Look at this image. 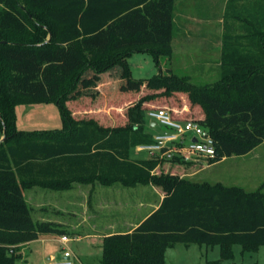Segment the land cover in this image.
Listing matches in <instances>:
<instances>
[{"label": "trees", "instance_id": "obj_1", "mask_svg": "<svg viewBox=\"0 0 264 264\" xmlns=\"http://www.w3.org/2000/svg\"><path fill=\"white\" fill-rule=\"evenodd\" d=\"M175 2L0 0V264L22 259L11 245L67 232L34 219L26 189H67L74 181L96 179L148 182L165 195L137 227L103 238L101 264H166V250L176 243L219 245L221 258L207 264H235V245L242 254L264 245L263 190L156 172L166 158L130 156L132 148L155 141L147 111L168 109L150 101L176 93L188 94L189 111L170 112L209 129L217 147L211 163L248 154L264 142V0H228L226 23L239 20L242 30L226 31L214 84L198 87L170 67L133 78L128 59L134 52H150L158 63L171 56ZM113 90L129 97L143 90L126 124L105 125L89 112L77 117V100ZM30 103H56L63 128L19 130L17 107ZM171 161L194 165L179 157Z\"/></svg>", "mask_w": 264, "mask_h": 264}, {"label": "rangeland", "instance_id": "obj_2", "mask_svg": "<svg viewBox=\"0 0 264 264\" xmlns=\"http://www.w3.org/2000/svg\"><path fill=\"white\" fill-rule=\"evenodd\" d=\"M207 1L217 4L216 9L209 11V15L213 12L209 17L211 20H208L210 22H192L188 25H185L187 20L181 13L183 6L181 2L177 3L176 21L181 31L177 29L175 32L171 56H161L158 63L150 52H134L128 60L135 80L152 77L168 67L172 68L175 74L187 78L190 83L198 87L212 85L219 80L222 34L221 20L215 15L217 13L220 17L221 6H225L226 0H222V3L221 0ZM189 7L193 9L191 5ZM207 23H209L208 27L205 26ZM235 23V30L238 31L241 23L239 21ZM186 30L191 32L185 33ZM119 69L116 67L115 71ZM145 91L147 92L146 89ZM120 92V90L105 92L97 98L83 96L76 102L80 108L77 117L81 118L83 115L89 117L95 113L98 114L96 117L99 121L105 124L112 118L116 124H122L123 121L127 123L125 117L128 109L143 95V90L137 92L134 97ZM150 103L156 107H167L172 112L177 111V115H185L191 104L187 93L160 95ZM17 120L21 131L63 128L62 113L56 103L22 104L18 108ZM164 128L165 126L160 125L153 130L163 132L166 129ZM252 155L258 160H250ZM130 156L133 159L155 157L149 152L138 151L136 147L131 149ZM241 156L244 155L228 157L221 163L207 168L204 167L211 163L209 161L186 166L176 165L166 159L160 163L156 172L164 170L187 173L202 169L197 174L186 177L202 183H214L220 180L227 186L235 183L244 188L246 186L245 189L254 188L264 191V142L257 146L250 156L245 158ZM243 162L250 164L249 174L237 172L241 170ZM161 194L159 188L148 182L126 185L116 181L108 184L99 179L91 182L74 181L67 189H53L42 185L28 188L25 190V196L32 207L34 219L62 222L61 226L65 227L72 239L67 244H63L59 240L60 234L46 233L44 237L40 238L39 235L34 239L30 246L28 242L11 245L15 248L19 247L18 252L22 254V259L18 260L17 264H45L50 260L49 257L58 256L64 248L70 249L78 258L85 261V264H101L103 237L88 235L77 238L73 237L72 233L128 230L132 227L130 223L139 222L159 205ZM234 250L235 264H264V245L255 252L245 254L241 252V245H235ZM220 258L219 245L176 243L166 250V264H207L208 261Z\"/></svg>", "mask_w": 264, "mask_h": 264}, {"label": "built area", "instance_id": "obj_3", "mask_svg": "<svg viewBox=\"0 0 264 264\" xmlns=\"http://www.w3.org/2000/svg\"><path fill=\"white\" fill-rule=\"evenodd\" d=\"M149 123L165 126L163 132L154 135V143L141 145L152 156L172 160L179 157L184 162L200 163L217 156L216 142L209 129L195 120L178 119L166 108H153L147 111ZM71 237L64 234L60 241L67 244ZM45 264H84L70 249L61 255L50 258Z\"/></svg>", "mask_w": 264, "mask_h": 264}, {"label": "crops", "instance_id": "obj_4", "mask_svg": "<svg viewBox=\"0 0 264 264\" xmlns=\"http://www.w3.org/2000/svg\"><path fill=\"white\" fill-rule=\"evenodd\" d=\"M191 1V2H190ZM178 2H181L180 4L183 6V9H182V11H181V13L182 14H184L185 15V17H186V24L185 25H188L189 23H192V22H210V21H208V20H211V18H209V17H211V14L213 13V12H211V14L209 15V11H213L214 9H216L217 8V4L215 5V4H213L212 2H209V1H207V0H176V2H175V22H176V31H177V29H178V31L180 30V26H178V24H177V21H176V13H177V3ZM221 3H222V0H221ZM227 3H228V0H226V3H225V6H221V9H220V17H219V15L216 13V15H215V17L216 18H220V22H221V39H222V42H221V56H222V49H223V44H224V42H223V39H224V35H225V33H226V31L228 32V29H229V31H231L233 34H235V33H240L241 32V25H239L238 26V28H239V30L238 31H236L235 30V22H237V21H239V20H236V19H230L229 20V23H226V17H225V12H226V7H227ZM192 6L193 7V9H190V7L189 6ZM184 11V12H183ZM208 24L209 23H207L205 26H207L208 27ZM230 26H231V28H230ZM186 27V26H185ZM189 30V29H188ZM181 31V30H180ZM188 32H191V31H185V33H188ZM219 65H221V58H220V61H219ZM20 106V105H19ZM19 106L17 107V116H18V108H19ZM120 109V108H119ZM75 113H77V111H75ZM110 114V113H109ZM105 117V116H104ZM126 118V120H128V118L127 117H125ZM117 124H119V123H117ZM122 124H126V121H123V123ZM105 125H116V123H115V121H114V119L112 118V119H108V121H106V124ZM17 126H18V120H17ZM158 126H160V125H152V122H150V124L149 125H147V131L148 132H151L152 134H157V133H160V132H154V130L153 129H155V127H158ZM18 129H19V127H18ZM165 129V128H164ZM35 130H39V129H35ZM31 131H33V130H31ZM164 131V130H163ZM263 144V143H262ZM140 146L141 145H139V146H137L136 147V149L138 150V151H146V150H142V149H140ZM257 148V147H256ZM255 148V149H256ZM255 149H253L251 152H249L248 154H245L244 156H241V158H245V157H247V156H250L251 154H253V152H254V150ZM146 152H149V151H146ZM150 153V152H149ZM253 156V155H252ZM231 157V156H230ZM228 157H224V158H222L220 161H217V162H214V163H210V164H208V166H206V167H204V168H207V167H210V166H213V165H216V164H219V163H221L222 161H224L225 159H227ZM138 160V159H137ZM250 160H258L257 159V157H252V158H250ZM192 164H194V163H192ZM249 165L250 164H247V163H245V162H243V165H242V167H241V170H237V172L238 171H240L241 173H243V174H249V172H250V170L248 171V169H249ZM255 167V166H254ZM239 169V168H238ZM202 170V169H201ZM201 170H195V171H188L187 173H180L181 175H183V176H190V175H195V174H197L199 171H201ZM236 172V171H235ZM236 172V173H237ZM250 176V175H249ZM216 182H220V180H218V181H216ZM216 182H214V183H216ZM237 183H240V182H237ZM232 185H238V184H232ZM238 186H240V185H238ZM242 187H244V186H242ZM245 188H246V186H245ZM247 190H256V189H254V188H250V189H247ZM161 195H162V198H161V201H162V199L164 198V193L161 191ZM161 201H160V203H161ZM160 203H159V205H160ZM159 205L155 208V209H157L158 207H159ZM154 209V210H155ZM153 210V211H154ZM152 211V212H153ZM151 213V212H150ZM149 213V214H150ZM148 214V215H149ZM148 215H146L143 219H141L139 222H134V223H130V224H132L131 226V228L130 229H128V230H124V231H131L132 229H134L135 227H137V225L141 222V221H143ZM58 224H62V222H60V221H58L57 222ZM112 226V225H111ZM62 228H64L65 229V227L64 226H61ZM115 232H117V231H106V232H102V233H100V232H95V231H88V232H84V233H79V232H73L72 233V235H74L73 237H77V238H81V237H84V236H88V235H99V236H102L103 238L106 236V235H108V234H111V233H115ZM66 235H68L69 237H70V234H68V231L65 233ZM44 235H46V233H41L40 234V238H42V237H44ZM62 235H64V234H60V237L62 236ZM42 236V237H41ZM60 237H59V240H60ZM45 239V238H44ZM33 242V240L32 241H30V242H28V246H30V244ZM64 244V243H63ZM66 249H68V248H66ZM64 250H65V248H64ZM62 254V252L59 254V255H61ZM58 255V256H59ZM49 258H51V257H49ZM82 260V259H81ZM82 262L85 264V261H83L82 260Z\"/></svg>", "mask_w": 264, "mask_h": 264}, {"label": "water", "instance_id": "obj_5", "mask_svg": "<svg viewBox=\"0 0 264 264\" xmlns=\"http://www.w3.org/2000/svg\"><path fill=\"white\" fill-rule=\"evenodd\" d=\"M157 123H156V121L155 120H153L152 121V125H156ZM4 139V137L2 138V140Z\"/></svg>", "mask_w": 264, "mask_h": 264}]
</instances>
